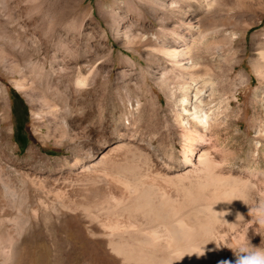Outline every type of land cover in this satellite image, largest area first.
Listing matches in <instances>:
<instances>
[{
    "label": "bare ground",
    "instance_id": "6f19581e",
    "mask_svg": "<svg viewBox=\"0 0 264 264\" xmlns=\"http://www.w3.org/2000/svg\"><path fill=\"white\" fill-rule=\"evenodd\" d=\"M201 2L204 7L211 3ZM162 9L158 44L152 49L170 64L162 79L169 92L171 112L162 120L158 106L154 113H149L147 122L141 121V115L138 118L133 115L131 124L125 126L131 136L149 127L154 135L157 133L160 143L167 142L163 128L167 134L177 130L181 148L178 151L177 144L169 142V157L160 160L152 147L133 140L135 136L111 142L104 141V135H100L103 142H99L95 135L112 122L113 95L108 81L100 89L93 87L97 64L93 59L84 60L83 57L89 56V51H84L78 53L80 59L76 60L83 59L86 64L59 66V72L54 68L58 75L51 85L64 106L54 102L47 132L50 137L86 143L89 160L82 165L78 160L70 162L76 170L74 176H50L55 181V187L51 188L47 170L40 167V161L48 158L34 145L28 146L25 158L17 153L11 140L12 127L7 125V103L4 100L1 103L5 99L1 95L0 264H33L35 248L44 247L51 217L63 219L75 211H80L86 220L88 233L102 238L122 264H218L221 260H234L230 248L241 243L264 247V239L257 242L252 233L264 232V224L258 220V216L264 217V188H259L250 177L236 173L233 163L223 157L227 151L222 137L227 117L223 113L235 108L230 109L232 102L215 91L216 81L226 74L222 68L214 71L213 64H220V59H213L215 63L202 59L212 53V44L227 43L232 51L243 42L246 44V33L253 23L240 30L226 31L219 40L205 47L201 44L205 36L198 38L200 16L182 21L181 29H177L166 12L179 10V4L163 2ZM22 27L26 28L27 24ZM22 37L23 34L18 35L17 41L23 45ZM261 56L264 57V49ZM254 68L261 74V65L255 64ZM16 83L22 85L20 81ZM82 87L86 91L81 101ZM259 136L264 138V126L259 128ZM95 143L100 147L94 149ZM259 151L257 147L253 154L256 164L260 163ZM178 162L182 171L174 173ZM83 170L87 173L81 176ZM257 170L264 179V170ZM158 177H162V183L157 181ZM69 191L78 192L77 195L81 192L82 198H74L76 194L69 197L71 193L66 194ZM221 199L232 201L216 203ZM212 205L214 211L225 212L223 219H217L222 214L214 212ZM238 213L244 220L237 221ZM85 232L73 234L78 242L92 249V253L85 255V264H115L104 253L100 241L89 240L83 235ZM201 248L205 253L198 256L196 252ZM180 256L183 257L174 260Z\"/></svg>",
    "mask_w": 264,
    "mask_h": 264
},
{
    "label": "rangeland",
    "instance_id": "374dc122",
    "mask_svg": "<svg viewBox=\"0 0 264 264\" xmlns=\"http://www.w3.org/2000/svg\"><path fill=\"white\" fill-rule=\"evenodd\" d=\"M173 1L179 4V10L165 11L172 26L181 29L182 21L200 16L198 38L205 36L201 43L205 47L211 41L219 40L224 32L236 28L240 30L253 23L246 33V44L243 42L235 51L230 50L227 43L221 44V47L212 44V53L202 59L211 63H215L213 59H220V64H213L214 71L222 68L226 74L216 81L215 91L232 102L230 109L235 108V111L225 110L223 113L227 117L222 134L227 151L223 157L233 163L236 173L250 177L257 181L259 188H264V179L257 170H264V138L259 136V128L264 126V57L261 56L264 49V0H210V5L205 7L201 0H0V96L5 98L0 99L1 103H7L11 140L17 153L24 158L29 145H34L48 158L40 161V167L47 170L51 188L55 187L51 177L74 176L76 170L71 163L78 160L82 165L89 160L85 153L86 143L48 136L51 107L57 101L59 106H64L51 85L58 75L54 68L59 72V66H77V63L86 64L83 59H93L97 64L93 87L100 89L105 81L109 82L113 95V116L110 126L100 129L95 135L99 142L102 140L98 137L100 135H104V141L111 142L135 136L133 140L152 147L158 158H162L160 160L169 157V142L177 144L178 151L181 148L177 130L167 134L166 128H163L167 142L160 143L157 133L154 135L149 127L131 136L125 126H129L134 116L138 118L139 115L142 122H147L148 115L159 107L162 120L171 112L169 92L162 79V73L170 69V64L152 48L158 44L162 4L170 5ZM24 23L26 28L22 27ZM253 32H256L255 36H252ZM20 34H23V45L17 41ZM84 51H89V56L76 60L80 59L78 53ZM255 64L261 65V74L256 72ZM173 74L171 71L170 75ZM173 80L175 83V78ZM17 81L22 85L19 86ZM80 90L83 91L79 97L82 101L86 88ZM233 94L237 95V99L233 98ZM94 147L97 149L100 144L95 143ZM257 147L260 148L258 165L253 158ZM181 171L182 165L178 162L173 172ZM80 173L82 176L87 172L83 170ZM160 179L162 177H158L157 181ZM67 193L69 195L71 191ZM77 193H71L69 197L73 198ZM79 194L74 198H82L83 194ZM63 219L51 217L44 247L42 250L35 248L33 264H85V255L92 253V249L74 238L73 234L78 231H86L83 235L86 234L89 240L100 241L104 253L115 264H122L102 238L88 233L87 222L80 211L71 212ZM252 233L257 242L264 239L263 231Z\"/></svg>",
    "mask_w": 264,
    "mask_h": 264
},
{
    "label": "clouds",
    "instance_id": "9594fccd",
    "mask_svg": "<svg viewBox=\"0 0 264 264\" xmlns=\"http://www.w3.org/2000/svg\"><path fill=\"white\" fill-rule=\"evenodd\" d=\"M220 201H224V202H231L232 200H228V199H221V200H217V202ZM216 203H214L213 205H215ZM213 205H212V210H213ZM214 211V210H213ZM217 212V211H214ZM218 214H222V215H218L217 219H223L225 212L224 211H220L217 212ZM236 219L238 222H240L241 220H244V216L242 214H237ZM258 220L259 223L264 224V217H259L258 216ZM214 241V240H211ZM218 247L220 245H217ZM233 251V255L235 257L234 260H221L218 262V264H264V247H260V246H253L250 242L245 244V243H241L238 246L234 247V248H230ZM205 253V249L201 248L198 252H196V254L198 256H202ZM183 256L178 257L177 259L174 260H179L181 259ZM173 260V261H174ZM172 261V262H173Z\"/></svg>",
    "mask_w": 264,
    "mask_h": 264
},
{
    "label": "trees",
    "instance_id": "16d2710c",
    "mask_svg": "<svg viewBox=\"0 0 264 264\" xmlns=\"http://www.w3.org/2000/svg\"><path fill=\"white\" fill-rule=\"evenodd\" d=\"M18 132H19V129H18Z\"/></svg>",
    "mask_w": 264,
    "mask_h": 264
}]
</instances>
